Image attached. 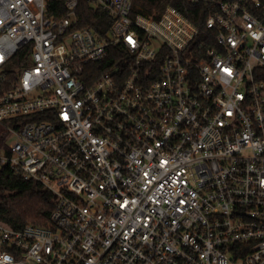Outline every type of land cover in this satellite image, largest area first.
<instances>
[{"label": "built area", "instance_id": "built-area-1", "mask_svg": "<svg viewBox=\"0 0 264 264\" xmlns=\"http://www.w3.org/2000/svg\"><path fill=\"white\" fill-rule=\"evenodd\" d=\"M85 1L104 33L78 0H0V165L54 199L47 225L0 223V264H264V0H186L204 37Z\"/></svg>", "mask_w": 264, "mask_h": 264}, {"label": "trees", "instance_id": "trees-1", "mask_svg": "<svg viewBox=\"0 0 264 264\" xmlns=\"http://www.w3.org/2000/svg\"><path fill=\"white\" fill-rule=\"evenodd\" d=\"M166 7H172L180 12L199 28L203 37L208 35L209 31L204 25L207 14L203 13L201 6L190 5L186 0H133L134 15L152 16L157 19ZM77 17L78 27L90 28L98 33H104L112 23L103 11L93 9L85 0H78ZM25 50L20 51L10 61V79L15 78L16 71L20 69L22 58L26 54ZM100 65L93 64L87 67L99 70ZM103 69H105L104 63L100 71ZM94 80L92 79L91 82ZM7 140V131L1 125L0 155L6 152ZM53 207L54 199L49 192L31 181H25L7 166L0 165V223L14 230H22L27 225L44 226L49 223Z\"/></svg>", "mask_w": 264, "mask_h": 264}, {"label": "rangeland", "instance_id": "rangeland-1", "mask_svg": "<svg viewBox=\"0 0 264 264\" xmlns=\"http://www.w3.org/2000/svg\"><path fill=\"white\" fill-rule=\"evenodd\" d=\"M1 126V125H0ZM10 141H13V138H10Z\"/></svg>", "mask_w": 264, "mask_h": 264}]
</instances>
